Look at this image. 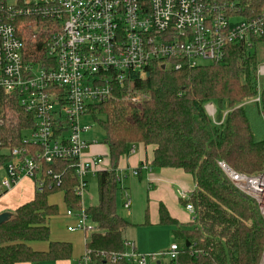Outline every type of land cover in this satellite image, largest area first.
<instances>
[{
    "label": "built area",
    "instance_id": "2783aa9c",
    "mask_svg": "<svg viewBox=\"0 0 264 264\" xmlns=\"http://www.w3.org/2000/svg\"><path fill=\"white\" fill-rule=\"evenodd\" d=\"M236 11L228 0H16L10 6L0 0V105L6 110L0 128L20 112L29 119L15 146L0 139V158L7 160L0 165V197L22 178L30 179L37 193L45 188V176L48 186L58 187L60 175L53 170L45 173L42 165L63 161L73 171V191L81 199L86 176L107 170L102 158H84L91 144L81 138L89 128H80L79 118L114 100L117 93L132 103H143L148 95L136 84L152 71L218 64L232 46H249L264 38V10L251 20L238 19ZM25 31L30 32L32 55H27ZM40 42L43 50L38 55L34 46ZM262 78L264 65H259L256 79ZM258 101L259 97L254 102ZM7 106L12 107L11 114ZM204 110L215 122L214 106L206 104ZM218 166L239 192L256 203L264 218V171L245 176L222 162ZM115 179L121 184L120 176ZM177 195L194 222L191 194ZM129 205L125 200L123 208L128 210ZM85 211L81 207L77 213H65L75 219L66 228L68 233L92 232ZM123 247L131 251L111 261L160 263L159 255L137 254L126 242ZM178 253L179 248L171 245L165 255L173 261ZM82 262L91 264L87 253Z\"/></svg>",
    "mask_w": 264,
    "mask_h": 264
},
{
    "label": "trees",
    "instance_id": "16d2710c",
    "mask_svg": "<svg viewBox=\"0 0 264 264\" xmlns=\"http://www.w3.org/2000/svg\"><path fill=\"white\" fill-rule=\"evenodd\" d=\"M228 1L235 5L240 20H251L264 10V0ZM259 47L264 48V38L249 46H232L218 64L178 72L152 71L136 84L148 95L143 103H132L117 93L114 100L90 109L91 116L101 118L97 120L105 133L101 144L110 166L96 175L97 205L85 211L94 226L84 249L91 264H111V258L125 250L121 235L130 225L116 213L115 195L120 189L113 169L128 146L137 144L154 146L151 169H181L195 186L189 200L195 221L188 226H179L164 207L159 208L160 224L171 227L174 239L182 243L177 258L167 264H264V218L256 203L239 192L218 166L222 162L245 176L264 171V86L256 79L262 62ZM34 50L41 54L43 44L37 43ZM257 97L259 101L254 102ZM209 103L215 107L216 122L205 113ZM5 111L0 105V119ZM27 118L20 112L15 120L9 119L0 128V139L15 146L22 128L28 127ZM6 161L0 158V165ZM67 163L43 164L45 173L53 170L60 175V185L48 186L45 176L44 190L35 191L32 201L0 225V264H51L69 259L70 245L49 239L48 220L57 215V208L47 200L61 193L67 211H79L81 201L73 191L76 180ZM31 243H45L47 248L33 251ZM121 263L127 264H116Z\"/></svg>",
    "mask_w": 264,
    "mask_h": 264
},
{
    "label": "crops",
    "instance_id": "0c3cea01",
    "mask_svg": "<svg viewBox=\"0 0 264 264\" xmlns=\"http://www.w3.org/2000/svg\"><path fill=\"white\" fill-rule=\"evenodd\" d=\"M102 148L90 145L84 152V158H102L103 167L109 171L110 166L106 157L107 149L105 146H102ZM154 150V146L141 144L128 146L125 154L119 158L116 168L113 169L114 176L122 178L121 184H119L120 190L115 195L116 213L130 225L124 230L121 237L126 242V238H129L130 235L135 236L136 239L134 238V240L140 248L141 252L139 253L141 255H149L155 252L148 247H144V245H152L160 233L167 231L165 230L166 226L161 225L159 221V208L161 206L165 208L168 216L177 222L179 226L186 227L190 224V215L184 210L177 194L179 191L191 194L195 189L192 177L181 169L155 167L151 169L150 165H152ZM143 166L148 167L150 171H146ZM133 171L137 172V176L132 175ZM34 194L33 182L28 178H22L16 186L0 197V214L8 213V211L12 214L17 208L32 201ZM125 200L130 202L128 210L123 208ZM131 208L135 211L132 212ZM84 210L87 209L84 208ZM74 221L75 219H71L67 227L74 224ZM87 224L92 228L94 227L89 218ZM169 229H171L172 235L173 229L171 227ZM66 233L68 232L66 231ZM90 233L75 232L72 237L62 235L55 239L51 238L53 242H65L71 247L69 259L51 264H83L85 243ZM137 238L139 240L143 239L144 242L139 243ZM81 242L84 244H81ZM29 246L31 250L38 252L45 251L47 248L45 243H31ZM135 247L133 246V250L136 253L137 248L135 249ZM139 253L137 252V254ZM118 262L120 261H111V264Z\"/></svg>",
    "mask_w": 264,
    "mask_h": 264
},
{
    "label": "rangeland",
    "instance_id": "374dc122",
    "mask_svg": "<svg viewBox=\"0 0 264 264\" xmlns=\"http://www.w3.org/2000/svg\"><path fill=\"white\" fill-rule=\"evenodd\" d=\"M5 2H6L7 6H10V5H15L16 0H5ZM23 39H25V41H26L27 52L30 53L31 52L30 50L32 48L31 42H30L31 41L30 40L31 39L30 32L25 31ZM258 50H259V54H260L259 56L262 60V62H260L259 65L262 66V65H264V48L260 49V47H259ZM204 64L208 65L209 63L204 62ZM261 84L264 86V78L261 79ZM11 113L12 112H10V114ZM215 118H216V115H215ZM100 119L101 118L87 114V115H84V116L79 118V126H80V128H87V127L89 128V130L87 132H84L81 134V138L83 140H85L86 142H88L89 144H91L92 147H99L101 149L103 146L101 143L103 142V140L105 138V133L97 121ZM259 123H260V121H259ZM0 174H2V172H0ZM85 181H86V187L84 190V196L80 199V201L83 204V205L81 204L82 207L88 209L89 207H93L96 205V201H97V177L96 176L92 177L91 175H87ZM47 200L50 204L56 206V208H57V215L54 217H51L48 220L49 231H50L49 239L50 240H51V238L55 239V238H58L62 235H66L67 237H72L75 233H73V234L66 233L67 224H68V222L71 221V219H69L70 220L69 221V220H67V217L65 216V212L67 211L68 208H67V206L63 200V194L58 193V194L50 195L47 198ZM131 210H132V212L135 211L132 208H131ZM8 213L10 214V211H8ZM135 214H136V212H135ZM165 230H167V231H163V233H160L158 235L157 240L152 245H147V246L144 245V247H148V248L152 249V251H155L152 253L153 255H159L157 258V261L161 262L162 264H167L169 262V259L165 255V252L168 250L169 246L176 245L178 248H180L182 245L181 241L176 240L172 237L171 229H169L168 226L165 227ZM134 238L136 239L135 236L130 235V237L126 238L125 241H126V243H129L130 246L133 243L132 245L134 247L136 246L135 249L137 248L136 253L137 252L139 253L141 251L139 250L140 248H139V246H137ZM137 240L139 243L144 242L143 239L139 240L137 238ZM82 243L83 242H81V244ZM124 249H125L124 252H127V250H129V252L131 251V248H128V247H124ZM139 254H141V253H139ZM152 254H150V255H152Z\"/></svg>",
    "mask_w": 264,
    "mask_h": 264
},
{
    "label": "water",
    "instance_id": "95a60500",
    "mask_svg": "<svg viewBox=\"0 0 264 264\" xmlns=\"http://www.w3.org/2000/svg\"><path fill=\"white\" fill-rule=\"evenodd\" d=\"M10 216H11V214H9V213L0 214V225L7 222L10 219ZM185 246L188 247L189 244L185 243Z\"/></svg>",
    "mask_w": 264,
    "mask_h": 264
},
{
    "label": "bare ground",
    "instance_id": "6f19581e",
    "mask_svg": "<svg viewBox=\"0 0 264 264\" xmlns=\"http://www.w3.org/2000/svg\"><path fill=\"white\" fill-rule=\"evenodd\" d=\"M262 11H263V10H262ZM262 11H261V12H262Z\"/></svg>",
    "mask_w": 264,
    "mask_h": 264
}]
</instances>
